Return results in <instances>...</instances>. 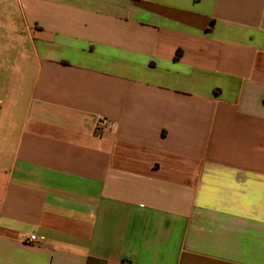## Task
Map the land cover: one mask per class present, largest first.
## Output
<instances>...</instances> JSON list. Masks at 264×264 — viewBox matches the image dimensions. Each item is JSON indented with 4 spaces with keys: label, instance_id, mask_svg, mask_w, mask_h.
<instances>
[{
    "label": "crops",
    "instance_id": "1",
    "mask_svg": "<svg viewBox=\"0 0 264 264\" xmlns=\"http://www.w3.org/2000/svg\"><path fill=\"white\" fill-rule=\"evenodd\" d=\"M0 76V264H264V0H0Z\"/></svg>",
    "mask_w": 264,
    "mask_h": 264
},
{
    "label": "built area",
    "instance_id": "2",
    "mask_svg": "<svg viewBox=\"0 0 264 264\" xmlns=\"http://www.w3.org/2000/svg\"><path fill=\"white\" fill-rule=\"evenodd\" d=\"M112 124L113 122L110 120H106V119L100 120L95 127V131L96 133H100L103 130L107 129L108 127L112 126ZM24 242L25 243H38V239L35 235L31 234L24 239Z\"/></svg>",
    "mask_w": 264,
    "mask_h": 264
},
{
    "label": "rangeland",
    "instance_id": "3",
    "mask_svg": "<svg viewBox=\"0 0 264 264\" xmlns=\"http://www.w3.org/2000/svg\"><path fill=\"white\" fill-rule=\"evenodd\" d=\"M1 78H2V79H1ZM4 80H5V79H4V76H3V77L0 76V81H4ZM0 87H1V86H0Z\"/></svg>",
    "mask_w": 264,
    "mask_h": 264
}]
</instances>
